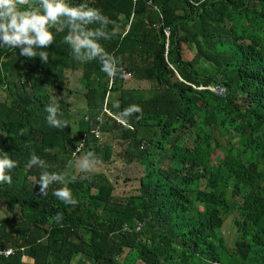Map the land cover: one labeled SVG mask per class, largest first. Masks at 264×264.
<instances>
[{"label":"trees","instance_id":"trees-1","mask_svg":"<svg viewBox=\"0 0 264 264\" xmlns=\"http://www.w3.org/2000/svg\"><path fill=\"white\" fill-rule=\"evenodd\" d=\"M72 3L115 21L101 42L124 76L110 88L99 61L78 59L64 39L69 28L59 24L53 43L38 49L48 52L46 62L20 55L26 45L0 46V148L16 161L13 183L0 184V264H264V0ZM183 43L193 44L192 59ZM78 67L87 89L81 104L101 135L110 132L124 146L121 156L142 165L137 192L122 199L103 173L73 176L80 144L95 160L112 159L113 144L98 143L94 123L62 107L58 118L68 126L47 122L51 94ZM127 72L152 86H127ZM216 84L224 95L206 88ZM106 98L110 114L98 120ZM131 104L142 111L127 126L116 112ZM32 152L44 167L30 165ZM44 170L64 177L47 195L35 183ZM61 186L78 202L54 196ZM233 213L235 250L223 231Z\"/></svg>","mask_w":264,"mask_h":264},{"label":"clouds","instance_id":"clouds-1","mask_svg":"<svg viewBox=\"0 0 264 264\" xmlns=\"http://www.w3.org/2000/svg\"><path fill=\"white\" fill-rule=\"evenodd\" d=\"M161 18L162 17L160 16V19ZM97 22H99L101 26L97 27ZM57 24L69 28V31L64 39L68 44H70L78 59L86 58L87 60L99 61L102 71L110 77V88L114 84L113 77L119 75L123 78L124 72L122 71L120 63L112 53L106 50L105 46L101 42L102 39L107 38L106 29L108 28V25H114L115 21H113L110 16L106 15L100 8L94 7L89 3L75 5L72 3V0H0V41H2L0 46L12 48L17 45H26L20 49L21 55H25L27 57L39 55L45 62L48 61V52L46 50L38 49H40L41 46H48L53 43L54 35L51 28ZM163 29L165 34L169 32V34H167V36H169V27L165 26ZM33 46L36 47L34 48ZM70 70L73 69H68L65 72V84L68 83L67 72ZM73 71H80L81 77L83 68L78 67ZM133 78L134 77L131 73L127 72L125 74V80L129 81ZM217 86L224 89V86L221 84L211 85L206 88H209L216 94L224 95L225 89L223 93L214 91V88ZM64 88L65 85L62 90L58 89L56 92L63 93L65 92ZM139 88L149 89L142 87ZM86 91L87 89L81 84L80 80L77 89L70 95L76 98L78 96L77 94L80 92L83 100H85L84 95ZM66 99L67 101H65V104H60V102H57L56 98H52L45 106V111L48 114L46 119L50 126H54L56 128H65L68 126V121L66 119L58 118V114L62 113L60 107L68 109L70 112L76 102L70 97H67ZM108 102L109 100L106 98L104 100L103 113L98 115V120H101L104 113L110 114V111L107 109ZM87 104L88 103L86 101L84 105L87 106ZM113 107H118V105H114ZM141 111L142 109L139 105L131 104L124 108L123 111H117L116 119L127 126H131L129 124V118H131L133 113H139ZM136 119H139V117H136ZM82 120L85 124H87V122L94 123V130L96 132L95 136L100 139L98 143H103V135H101L100 129L96 127L98 123H95L94 118L87 112ZM77 124L79 125V122ZM23 133L24 129H21L20 134L23 135ZM85 145H87V143ZM83 147V144L78 145L76 152H80V155L83 153L87 154ZM92 155L93 154L89 152L81 160L80 167L83 171L91 170ZM29 163L33 166H45V161L37 156L35 152H32ZM15 167L16 161L9 155V152L0 148V184L7 183L10 185L13 183V176L11 175L10 170ZM57 182L63 185L64 177L58 173L44 170L39 173L35 183L40 185L41 193L47 195L49 187ZM53 195L63 201L66 205L78 202V200L74 197L72 190L68 186L56 187L53 191ZM56 219H59V216H57ZM238 240L239 234L236 233L234 224V235L230 240L227 239L230 249L235 250ZM9 253L10 252L7 254ZM27 259L28 258H24L25 261H27ZM33 261L34 260L30 259L29 263H32Z\"/></svg>","mask_w":264,"mask_h":264},{"label":"rangeland","instance_id":"rangeland-1","mask_svg":"<svg viewBox=\"0 0 264 264\" xmlns=\"http://www.w3.org/2000/svg\"><path fill=\"white\" fill-rule=\"evenodd\" d=\"M193 44L183 43V50H185V57L192 59L196 53L195 48L191 47ZM69 76L68 83L65 84V92L62 94V99L67 101V97L76 100L70 94L77 89L79 81H80V71H73L70 70L67 72ZM127 86H134V87H142V88H149L151 83L149 81H137L134 78L128 81ZM78 96L76 104L73 105L70 113L76 114L80 120L84 118V115L87 113V106L81 104L83 102V97L81 93L77 94ZM53 98V95L51 94ZM85 98V95H84ZM116 98V97H115ZM114 98V99H115ZM86 100V98H85ZM67 112V109H66ZM74 118V117H73ZM73 121V119H72ZM74 122V121H73ZM78 122L72 123V128L77 130L78 129ZM76 124V128H75ZM94 128L95 125H92ZM103 139L106 141H110L113 144V156L111 161H104L92 160V168L90 171H83L80 167L81 160L88 154L83 153L78 157H74L72 164L73 176L79 175L81 173L84 174H94V173H104L109 176V178L113 181L115 185L114 195L118 199H122L124 196H128L132 193H136L139 187L140 177L143 174L142 165L138 163L137 160L129 161L121 156V152L124 146L121 144L120 141L117 139L112 138V134L103 133ZM5 203L0 200V218L5 215L4 212ZM236 213H233L225 222L223 227L225 237L230 240L234 235V221L236 219Z\"/></svg>","mask_w":264,"mask_h":264},{"label":"built area","instance_id":"built-area-1","mask_svg":"<svg viewBox=\"0 0 264 264\" xmlns=\"http://www.w3.org/2000/svg\"><path fill=\"white\" fill-rule=\"evenodd\" d=\"M167 34H169V32H167ZM214 91L218 92V93H223L224 92V89L220 86H217L214 88Z\"/></svg>","mask_w":264,"mask_h":264},{"label":"crops","instance_id":"crops-1","mask_svg":"<svg viewBox=\"0 0 264 264\" xmlns=\"http://www.w3.org/2000/svg\"><path fill=\"white\" fill-rule=\"evenodd\" d=\"M18 51H20L19 49H18ZM21 55V54H20ZM69 80V76L67 77V81ZM62 94L63 93H58V92H56L55 93V95H56V98L58 99V100H60V99H62Z\"/></svg>","mask_w":264,"mask_h":264}]
</instances>
